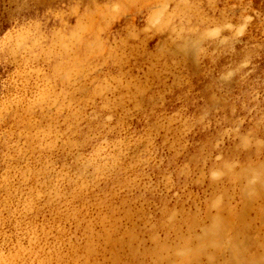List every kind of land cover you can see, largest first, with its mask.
I'll return each instance as SVG.
<instances>
[{
    "label": "rangeland",
    "instance_id": "obj_1",
    "mask_svg": "<svg viewBox=\"0 0 264 264\" xmlns=\"http://www.w3.org/2000/svg\"><path fill=\"white\" fill-rule=\"evenodd\" d=\"M236 247L264 264V0H0V264Z\"/></svg>",
    "mask_w": 264,
    "mask_h": 264
},
{
    "label": "bare ground",
    "instance_id": "obj_2",
    "mask_svg": "<svg viewBox=\"0 0 264 264\" xmlns=\"http://www.w3.org/2000/svg\"><path fill=\"white\" fill-rule=\"evenodd\" d=\"M245 191V190H244ZM257 197V196H256ZM220 223V222H219ZM213 226V225H212ZM214 227H216V226H214ZM212 230H213V227H212ZM215 231V233L217 234V232L219 231V229L217 228V231H216V229L214 230ZM213 232V231H212ZM215 233L213 232L211 235H209L208 237V241H211V240H216L217 238L215 237ZM204 239V238H203ZM217 241V240H216ZM215 241V242H216ZM233 246H234V244H233ZM237 246V245H236ZM237 248V247H236ZM238 250H240L241 252H242V249H238L237 248V250H235L234 251V253H233V259H231L230 261L233 263V264H245V262H246V260H243V259H241V253L238 251ZM198 251V250H197ZM192 252V251H191ZM189 253V252H188ZM173 261H175L174 259H173ZM171 262V261H170ZM181 263V262H180ZM254 264V263H253Z\"/></svg>",
    "mask_w": 264,
    "mask_h": 264
}]
</instances>
